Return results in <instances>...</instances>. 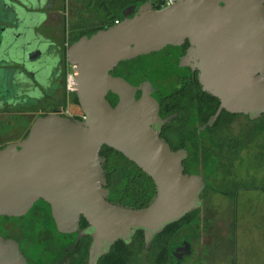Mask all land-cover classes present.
<instances>
[{
	"label": "water",
	"instance_id": "water-1",
	"mask_svg": "<svg viewBox=\"0 0 264 264\" xmlns=\"http://www.w3.org/2000/svg\"><path fill=\"white\" fill-rule=\"evenodd\" d=\"M134 9L69 50L85 119L40 118L24 141L0 152V217L24 216L43 200L61 233H77L85 220L89 264H98L117 242H132L138 231L149 245L200 210L207 187L203 176L185 173L187 152L173 151L161 137L170 119L160 117L153 84L135 86L113 76L115 68L188 43L181 65L198 72L203 91L220 103L207 126L223 112L253 121L264 116V0H184L161 10L150 0ZM110 95L118 99L115 105ZM105 147L152 180L155 195L146 207L109 201ZM0 264L28 262L17 242L0 236Z\"/></svg>",
	"mask_w": 264,
	"mask_h": 264
},
{
	"label": "flooded vegetation",
	"instance_id": "flooded-vegetation-1",
	"mask_svg": "<svg viewBox=\"0 0 264 264\" xmlns=\"http://www.w3.org/2000/svg\"><path fill=\"white\" fill-rule=\"evenodd\" d=\"M67 3V0H0V152L24 141L40 118L55 115L77 119L80 107L77 74L69 62V50L82 37L107 29L112 17L106 8L104 17L80 21L77 5L70 10ZM141 5L137 1L125 9L135 7L137 12ZM188 48V43L168 46L160 52L121 63L112 75L128 80L126 66L130 62L154 57L150 68H161L171 85L159 87L153 78L132 84L138 86L145 81L153 84L160 117L170 119L161 127V137L173 151L187 152L185 173L200 175L196 172L199 163L195 161V153L209 154L206 147L211 146L219 152L216 157L219 162L225 164L226 154L235 150L236 145L222 140L219 128L228 118L244 115L223 112L212 127L207 126L220 103L215 114L209 116L210 95L203 91L198 72L181 65ZM70 74L76 81L71 88L67 85ZM109 100L113 105L117 103L111 100V95ZM101 155L106 159L103 168L109 201L143 208L147 191H155L153 182L147 181L148 176L141 169L118 154L103 149ZM203 177L207 187L202 201L208 189V180ZM239 191L235 186L236 198ZM184 219L168 226L149 245L144 232L138 231L132 242H117L98 264H194L195 246L189 234L184 233L187 229L181 224ZM0 222V236L17 242L28 264H89L92 238L83 234L88 224L83 220L77 233L59 232L52 208L43 200L36 202L26 215L0 217ZM203 249V262L218 251L214 244L204 245ZM228 264H241L240 257L235 256Z\"/></svg>",
	"mask_w": 264,
	"mask_h": 264
},
{
	"label": "rangeland",
	"instance_id": "rangeland-1",
	"mask_svg": "<svg viewBox=\"0 0 264 264\" xmlns=\"http://www.w3.org/2000/svg\"><path fill=\"white\" fill-rule=\"evenodd\" d=\"M67 2L70 10L77 5L80 21L104 17L111 5L109 0ZM153 59L130 62L126 66L127 79L138 84L153 78L159 87L170 86L171 81L161 68H150ZM77 117H82L80 107ZM227 120L219 128V137L236 148L226 154L225 164L219 162V152L211 146L206 147L211 153L198 156L196 172L207 178L208 189L203 207L181 224L186 226L184 233L189 234L195 246L194 264H228L235 256L240 257L241 264H264V118L258 122L244 116ZM235 186L240 189L237 198ZM207 244H214L218 251L203 262V246Z\"/></svg>",
	"mask_w": 264,
	"mask_h": 264
},
{
	"label": "trees",
	"instance_id": "trees-1",
	"mask_svg": "<svg viewBox=\"0 0 264 264\" xmlns=\"http://www.w3.org/2000/svg\"><path fill=\"white\" fill-rule=\"evenodd\" d=\"M111 1V5H109L107 8H109V15L112 17V20H111V22L109 23V25H108V28L109 27H111V26H113L114 25V23H115V21H117V20H122L123 19V11L125 10V8L127 7V6H129L131 3H135V2H140L141 4H144V3H146V2H148V1H150V0H124V1H122V0H109V2ZM113 5V6H112ZM155 8L156 9H159V7H157V6H155ZM113 15V16H112ZM210 98V102H211V104H210V109H209V116H212V115H214L215 114V112H216V110L218 109V106H219V101L217 100V99H215V98H213V97H209ZM111 100L112 101H115V102H117L118 101V99L115 97V96H113V95H111ZM83 114V113H82ZM83 116H84V114H83ZM82 116V117H83ZM82 117H77L78 119H83ZM104 149H106L107 151H109V152H113V153H116V154H118L120 157H122V159H124V160H127L124 156H122L121 154H119V153H117V152H115L114 150H112V149H110V148H107V147H105ZM201 154V152H196L195 153V161L197 162V163H199V161H198V156ZM147 177V176H146ZM147 181H151L152 182V180L149 178V177H147ZM154 195H155V191L152 189L151 191H147V199H146V203H145V205H144V207H146L150 202H151V200L153 199V197H154ZM197 212V211H196ZM196 212H194V213H196ZM194 213H192V214H194ZM192 214H190V215H188L185 219H184V221L186 220V219H188ZM86 223V221L84 220V224Z\"/></svg>",
	"mask_w": 264,
	"mask_h": 264
},
{
	"label": "built area",
	"instance_id": "built-area-1",
	"mask_svg": "<svg viewBox=\"0 0 264 264\" xmlns=\"http://www.w3.org/2000/svg\"><path fill=\"white\" fill-rule=\"evenodd\" d=\"M155 2V6L159 7L158 10H161V9H166V8H169L171 6H174L178 3H181L183 2L184 0H152ZM121 22V20H117L115 21L114 25H117ZM76 84V81H75V77L74 75L70 74L68 76V79H67V85L69 88L71 87H74ZM83 119H85V116L82 117Z\"/></svg>",
	"mask_w": 264,
	"mask_h": 264
}]
</instances>
